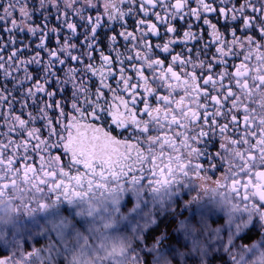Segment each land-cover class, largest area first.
Returning <instances> with one entry per match:
<instances>
[{
	"label": "clouds",
	"instance_id": "clouds-1",
	"mask_svg": "<svg viewBox=\"0 0 264 264\" xmlns=\"http://www.w3.org/2000/svg\"><path fill=\"white\" fill-rule=\"evenodd\" d=\"M0 264H264V0H0Z\"/></svg>",
	"mask_w": 264,
	"mask_h": 264
}]
</instances>
